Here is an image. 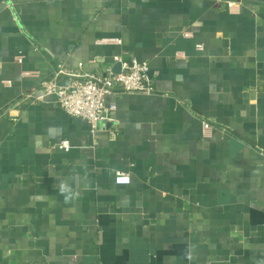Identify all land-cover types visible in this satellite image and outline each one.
Wrapping results in <instances>:
<instances>
[{
    "label": "crops",
    "instance_id": "obj_1",
    "mask_svg": "<svg viewBox=\"0 0 264 264\" xmlns=\"http://www.w3.org/2000/svg\"><path fill=\"white\" fill-rule=\"evenodd\" d=\"M117 56L115 138L25 97ZM0 264H264V0H0Z\"/></svg>",
    "mask_w": 264,
    "mask_h": 264
},
{
    "label": "built area",
    "instance_id": "obj_2",
    "mask_svg": "<svg viewBox=\"0 0 264 264\" xmlns=\"http://www.w3.org/2000/svg\"><path fill=\"white\" fill-rule=\"evenodd\" d=\"M243 0H223L230 9H239ZM17 20V17H14ZM185 35H188L185 33ZM113 41L121 42L119 39ZM24 56H17L18 62H23ZM115 62L119 64V71L113 67L107 68L104 74L86 72L82 64L76 68L59 63L52 75L41 83V96H25L33 101L41 100L49 95H56L57 102L64 112L88 122L91 132L97 134L107 131L115 138L120 134L119 126L112 127L116 122L117 105L108 103V98H117L127 93L152 94L156 92L154 79L150 75L148 61H138L136 58L124 60L117 56ZM10 83V82H9ZM15 120V118H13ZM111 126V127H110ZM214 124L210 120H203L204 135H211ZM61 147L69 150V140H63ZM116 184H130L131 175L118 171L115 176Z\"/></svg>",
    "mask_w": 264,
    "mask_h": 264
},
{
    "label": "clouds",
    "instance_id": "obj_3",
    "mask_svg": "<svg viewBox=\"0 0 264 264\" xmlns=\"http://www.w3.org/2000/svg\"><path fill=\"white\" fill-rule=\"evenodd\" d=\"M60 193L64 196L65 203H70L73 199L78 198L79 193L74 192L71 187L65 182H62L59 187Z\"/></svg>",
    "mask_w": 264,
    "mask_h": 264
},
{
    "label": "water",
    "instance_id": "obj_4",
    "mask_svg": "<svg viewBox=\"0 0 264 264\" xmlns=\"http://www.w3.org/2000/svg\"><path fill=\"white\" fill-rule=\"evenodd\" d=\"M46 100H54L57 99L56 95H49L45 97Z\"/></svg>",
    "mask_w": 264,
    "mask_h": 264
}]
</instances>
